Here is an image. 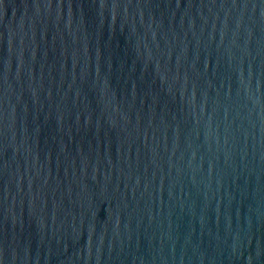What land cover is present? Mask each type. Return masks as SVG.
<instances>
[{
	"label": "water",
	"instance_id": "95a60500",
	"mask_svg": "<svg viewBox=\"0 0 264 264\" xmlns=\"http://www.w3.org/2000/svg\"><path fill=\"white\" fill-rule=\"evenodd\" d=\"M0 264H264V0H0Z\"/></svg>",
	"mask_w": 264,
	"mask_h": 264
}]
</instances>
